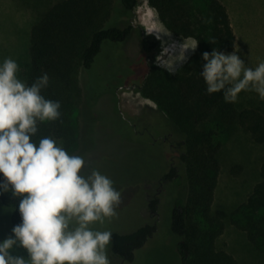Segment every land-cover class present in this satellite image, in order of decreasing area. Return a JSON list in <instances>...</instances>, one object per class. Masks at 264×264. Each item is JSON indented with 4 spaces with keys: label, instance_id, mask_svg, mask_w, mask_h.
<instances>
[{
    "label": "rangeland",
    "instance_id": "rangeland-1",
    "mask_svg": "<svg viewBox=\"0 0 264 264\" xmlns=\"http://www.w3.org/2000/svg\"><path fill=\"white\" fill-rule=\"evenodd\" d=\"M57 1L0 0V62L9 57L15 59L19 65L18 76L24 81L30 30ZM182 1L193 9L204 2ZM219 1L225 6L239 39L237 54L250 67L264 61V0ZM150 2L139 0L133 18L129 19L116 0L105 27H124L131 22L138 30L134 29L123 42H103L91 68L78 73L83 96L81 128L78 146L70 147L68 153L84 158L83 174L98 169L121 192L116 215L93 227L128 234L147 223L156 225L153 236L134 252L130 262L114 255L109 243L110 264H180L178 237L171 231V221L177 200L186 198L188 188L186 181L163 184L159 180L169 170V142L176 140L172 134L179 132L159 111L156 102L138 92L137 87L147 71L141 48L142 34L160 39L153 64L172 74L194 52L187 48L194 38L173 34L160 21ZM234 104L238 110L264 109V100L254 91H242ZM216 123L213 118L205 124L220 143V169L211 213L223 221L224 229L216 240V248L233 256L237 264H264L261 251L230 221L231 213L248 198L259 181L264 147L256 144L240 125L217 127ZM154 197L159 199V204L156 214L151 215L146 205ZM10 215L11 210L0 203V240L12 235ZM13 254L27 258L26 250L19 246L13 249Z\"/></svg>",
    "mask_w": 264,
    "mask_h": 264
},
{
    "label": "trees",
    "instance_id": "trees-1",
    "mask_svg": "<svg viewBox=\"0 0 264 264\" xmlns=\"http://www.w3.org/2000/svg\"><path fill=\"white\" fill-rule=\"evenodd\" d=\"M115 1L59 0L32 26L24 79L31 84L47 72L49 84L42 94L61 103V117L41 122L34 139L50 136L67 151L78 146L83 101L79 70L91 68L103 42H123L134 29L138 30L131 22L124 27H105ZM119 2L128 18H133L139 0ZM150 4L173 34L198 40L189 59L172 74L153 64L160 41L151 35L141 37L147 71L137 91L154 100L179 132H171L176 140L169 142V170L159 180L163 184L186 181L188 188L186 198L177 200L171 221V231L178 237L180 264H237L233 256L216 248V240L224 229L223 221L211 213L220 169V143L205 124L213 118L217 127L238 124L256 144L264 147V109L238 110L234 102L224 100L222 92L206 91L199 73L205 63L202 53L213 48L232 52L235 46L227 10L219 0H204L195 9L188 8L182 0H151ZM0 203L11 210L12 226L20 223L19 197L9 190L0 193ZM158 204L159 199L155 197L147 201L151 215L156 214ZM230 221L264 255V151L259 181L248 198L231 213ZM155 231V223H147L132 233H111V250L123 261L130 262L134 252Z\"/></svg>",
    "mask_w": 264,
    "mask_h": 264
},
{
    "label": "clouds",
    "instance_id": "clouds-1",
    "mask_svg": "<svg viewBox=\"0 0 264 264\" xmlns=\"http://www.w3.org/2000/svg\"><path fill=\"white\" fill-rule=\"evenodd\" d=\"M197 44L193 39L187 48ZM238 50L202 53L207 93L236 102L242 91H254L264 100V61L250 67ZM18 72L15 59L0 62V193L19 197L21 217L12 235L0 240V264H110L111 232L93 225L116 215L121 192L98 169L83 174L84 158L52 137L34 139L41 122L61 117V103L42 94L47 72L31 84ZM17 246L27 258L13 254Z\"/></svg>",
    "mask_w": 264,
    "mask_h": 264
},
{
    "label": "crops",
    "instance_id": "crops-1",
    "mask_svg": "<svg viewBox=\"0 0 264 264\" xmlns=\"http://www.w3.org/2000/svg\"><path fill=\"white\" fill-rule=\"evenodd\" d=\"M230 24H231V27H232V30H233V25H232V23L230 22ZM233 33H234V31H233ZM234 36H235V46H237V40H239V39H237V37H236V34L234 33Z\"/></svg>",
    "mask_w": 264,
    "mask_h": 264
},
{
    "label": "bare ground",
    "instance_id": "bare-ground-1",
    "mask_svg": "<svg viewBox=\"0 0 264 264\" xmlns=\"http://www.w3.org/2000/svg\"><path fill=\"white\" fill-rule=\"evenodd\" d=\"M145 10V9H144ZM152 15V14H151ZM152 17V16H151ZM151 17H149V18H151ZM154 21V20H153ZM155 25V24H154ZM155 27V26H154ZM159 39V38H158ZM160 40V39H159Z\"/></svg>",
    "mask_w": 264,
    "mask_h": 264
}]
</instances>
